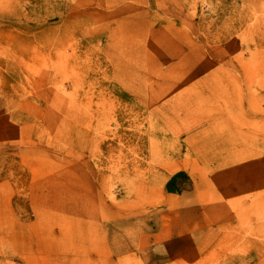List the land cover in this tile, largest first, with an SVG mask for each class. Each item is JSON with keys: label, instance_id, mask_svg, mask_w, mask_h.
Listing matches in <instances>:
<instances>
[{"label": "rangeland", "instance_id": "374dc122", "mask_svg": "<svg viewBox=\"0 0 264 264\" xmlns=\"http://www.w3.org/2000/svg\"><path fill=\"white\" fill-rule=\"evenodd\" d=\"M0 264H264V0H0Z\"/></svg>", "mask_w": 264, "mask_h": 264}, {"label": "bare ground", "instance_id": "6f19581e", "mask_svg": "<svg viewBox=\"0 0 264 264\" xmlns=\"http://www.w3.org/2000/svg\"><path fill=\"white\" fill-rule=\"evenodd\" d=\"M189 137V136H188ZM150 138V137H149ZM187 141V140H186ZM150 143H153L152 141L150 142ZM157 144V143H156ZM189 144V143H188ZM191 144V143H190ZM155 145V144H154ZM189 146H191V145H189ZM213 146V145H212ZM172 147V146H171ZM156 148V147H155ZM187 148V147H186ZM192 149V148H191ZM213 151V150H212ZM251 152V151H250ZM154 153V152H153ZM186 153V152H185ZM196 154V153H195ZM215 154V153H214ZM189 155V154H188ZM212 155V154H211ZM248 155V154H247ZM162 156V155H161ZM168 156V155H167ZM217 156V155H216ZM251 156V155H250ZM153 156H151V158H152ZM157 157H158V155H157ZM230 157V156H229ZM153 158H155V157H153ZM185 158H187V157H185ZM191 158V157H190ZM227 159V158H226ZM233 159V158H232ZM234 159H235V157H234ZM152 160V159H151ZM174 160V159H173ZM182 160H184L183 158H182ZM229 160V159H228ZM230 160H231V158H230ZM165 161H167V160H164V162ZM169 161V160H168ZM171 161V160H170ZM176 161V160H175ZM179 161V160H178ZM178 161H176V163H178ZM241 161V160H240ZM183 162V161H182ZM226 162V161H225ZM233 162V161H232ZM167 163V162H166ZM234 163V162H233ZM160 164V163H159ZM164 164V163H163ZM235 164V163H234ZM161 165H162V163H161ZM168 167V166H167ZM164 168V167H163ZM198 184V183H197ZM196 185V184H195ZM140 186H142V185H140ZM139 189V188H138ZM148 193V192H147ZM153 195V194H152ZM148 196V195H147ZM151 196V195H150ZM150 198V197H149ZM146 199V198H145ZM200 200V199H199ZM146 202V201H145ZM241 203V202H240ZM202 214V213H201ZM139 216V215H138ZM205 218V217H204ZM202 219V218H201ZM160 220V219H159ZM203 220V219H202ZM205 222V221H204ZM141 231V230H140ZM213 235V234H212ZM211 238H212V236H211ZM214 239V238H213ZM210 240V239H209ZM210 241H212V240H210ZM209 241V242H210ZM208 242V243H209Z\"/></svg>", "mask_w": 264, "mask_h": 264}]
</instances>
